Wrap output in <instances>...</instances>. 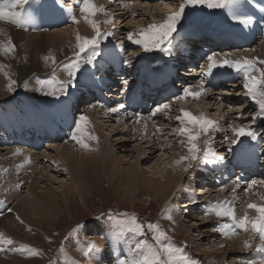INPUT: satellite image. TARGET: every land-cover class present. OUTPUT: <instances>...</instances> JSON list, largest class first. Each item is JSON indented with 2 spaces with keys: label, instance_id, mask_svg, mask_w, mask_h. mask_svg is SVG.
Masks as SVG:
<instances>
[{
  "label": "rangeland",
  "instance_id": "1",
  "mask_svg": "<svg viewBox=\"0 0 264 264\" xmlns=\"http://www.w3.org/2000/svg\"><path fill=\"white\" fill-rule=\"evenodd\" d=\"M55 1H58V2H55V5L58 4L59 7H61L63 10H65V14L72 13V15H73V12H74V14H76L78 16L81 14L79 11V4L77 3V0H55ZM35 2H38V0H32V3H35ZM70 2H74V4L71 5L72 6V12H71V10L66 8L69 6ZM180 2H181V0H144L143 2H141V4H143L146 7L147 13H149L151 15L148 16L147 18H145V20L142 21V24L144 25V27H146L149 23L153 22V20H157L155 22H158V23L163 22V20L167 17L168 14L175 12L178 9ZM94 3L97 6H103L104 8H106V13H98L97 14L98 20H99V26L103 29V31H106L108 29L113 30V35L108 37V39L106 41H102L101 46H100L101 51L104 50L103 46L106 45L107 43L108 44L110 43L109 44L110 46L114 45L116 47L117 52L119 54L121 53L120 55H121V57H123V59L120 61V63L125 66V70L127 72L126 76L128 77V78H126V81L129 80L128 82H130V83L135 82L136 76H133V74H136L137 76H139V75L141 76L139 71L142 69V67L144 66L145 61L147 59H150L152 61V63L161 62L162 66H160V69H162L164 67V65L167 64L166 62H163V57H162L163 55L164 56H167V55H165V54L162 55V52L155 50L151 56H148L147 54H145V52H143L140 49V47L133 45L127 39V34L130 31L129 30L130 25L144 17L141 9H138L135 6L137 14L134 15L133 17H130V14L129 15L128 14H121V13L119 14V12H126L124 10L125 8L123 7L124 9L123 8L119 9V7L116 5L115 6L117 9L115 8V6L112 7L113 3H115V2H111V0H94ZM111 3H112V5H111ZM122 4L123 3L117 4V5H120V7H122L121 6ZM162 4H163L165 9L163 8V6L161 7ZM166 5H168V6H166ZM132 7H134V6L131 5L130 8H132ZM170 8H172L173 11L170 10ZM224 9L212 10V9H208L205 7V8H201L200 10H195L196 13H194L195 12L194 10L189 9L186 11L185 23L183 24L182 28L179 31H183L187 35H189V34L193 35V34H196L198 32L210 31L211 36L219 37L220 40L226 39V41H228L230 39V35L226 33L227 31L231 34L236 33L238 35H245V34H248L246 31H250L252 33V35L254 33V35L257 34L258 37H256V36H252L253 38L251 37L255 44L253 43L252 46H249L248 48H246L244 50V52L242 51L243 55H245V57H248V58H262V56H260V55H262L261 51H260V47L264 46V42H263L264 41L263 40L264 39V31H259V29L253 24L249 27H244L243 25H238V24L234 23L230 18H224V16H223V10ZM168 10L170 12H167ZM55 12L60 14L61 16H62V14H64V13H60L57 11H55ZM50 13L51 12H50L48 6H46V16L48 17L50 15ZM113 16H114V19H113V22L111 24L104 23L106 20L109 19V17H113ZM80 17H81V15H80ZM82 18H83V16H82ZM60 19H61V17H60ZM116 19H120L119 23L117 22V24L115 23ZM66 21H69V20H66V19H65V21L62 20L61 24L58 26L48 27V28L47 27L45 28V26H44V28L41 29V27L38 25L39 21L37 20L36 23L29 25V28L26 30H22V28H21L19 31H14V32H20V33L24 34V38H25L24 41L26 40L27 37H29L28 41H26L24 43H20V44H17L15 42V40L13 41V39L11 38L12 41L16 45L15 52H18V54H19L20 50H23L24 53H25L24 50H26V51H30V50L41 51V50H43L45 48L46 44H49V43L47 42V39L45 40L42 37V36L46 37L47 35H41V33L42 34L53 33L56 35L57 34H63L66 32L68 25H69V27H72L75 25L71 22H67L64 25L63 23ZM231 21H232V23H231ZM66 24H68V25H66ZM137 27L138 28L136 30L142 28V26H137ZM8 28L9 29H15V26L8 22ZM223 30H225V31H223ZM74 34H76V32ZM185 34H184V37L186 36ZM227 36H229V37H227ZM30 38H32V39L30 40ZM36 38L39 39V41L41 40L40 41L41 44L39 47L37 46V43H36L37 39ZM262 42H263V45L259 44ZM121 43H123V47L121 49L120 48L118 49L117 46L118 45L120 46ZM183 43H184V41L182 40L180 44L183 45ZM25 44H27L28 46ZM51 44H49V46H51ZM254 45H256V46H254ZM21 47H22V49L19 50V48H21ZM182 47H184V45ZM186 47H188V46H186ZM186 47H184V49H186ZM235 48L236 47L233 46L232 49H230L231 51L228 49L227 50H224V49L217 50L216 49L213 51L217 55H220V58H223L226 54H231L232 52H234L236 50ZM240 49L242 50V48H240ZM137 50H139V53H137L138 52ZM248 51H250V52H248ZM134 52H135L136 56L138 55L137 57H135V55H133ZM210 52H212V51H210ZM226 52H229V53H226ZM24 53H21V59L23 61L21 59L20 60L23 62L22 65L17 66V68L20 70H23L27 66V60H26L27 54L26 53L24 54ZM224 53H226V54H224ZM30 54H33L32 57L35 58V52H32ZM131 54H132V56H131ZM232 56H234V55H232ZM232 56H229V58ZM66 59L67 60L64 59V62H63L64 64H67L70 61H72V57H69V59L68 58H66ZM98 59L99 60L97 62H104V59L102 56L99 57ZM127 59H131L130 65H126L124 63V61ZM200 59H202V58H200ZM24 60H26V61H24ZM199 61L200 60H197V62H196V68L194 70L193 75L194 74L201 75L200 72L203 70L202 69L203 65H199ZM17 62H19V59H17ZM83 65L84 64L81 65V68H83ZM174 65H175V63H174ZM35 66H37V62H35ZM41 66H42V69L36 71V72H39L38 75L37 74L34 75L32 73V75H34V76L31 75L32 77L30 76V78L27 80H25L22 75L17 76L16 74H14V72L9 71L7 76H6V77H8V79H7L8 82H6L5 86H4L7 89V91H3V89H2L0 91V93L1 92L6 93V95L8 96L7 99H12V98L13 99H20L21 101L23 100L26 103V101H25L26 97L25 96L28 92L27 97H28V100L29 99L30 100L27 101L26 106L30 107V106H33L32 103H34V102L38 103V101L40 102V101H46L47 100L48 102H50L49 106L51 105V107L57 108V105L60 102L63 104L62 108L64 106L66 107L67 113H69V111H71L70 107L73 105L72 108H74L75 103H77L79 100L84 101V97H82L81 94L78 93V95H77L76 91H78L80 89L79 86H77V87L75 86V88L70 89V96L69 97H62L60 101H57L53 97H50V96L44 97L39 92L36 93V91L35 92L28 91V89H30L33 86L32 84H34L37 88H39L38 82L40 80H48V78L52 79L54 77L53 73H50V74L40 73L43 71V68H44V70H46L45 66H43L42 64H41ZM66 66L67 65L62 66L63 71L66 70ZM92 69H94L93 66H89L88 68L87 67L83 68V71H82L81 75L79 76L78 81L80 79H86L87 74L89 72H91ZM225 69H226V71H225ZM203 71H205V69ZM223 71H224V73H223ZM122 72H123V70H122ZM214 72L219 73V76L221 78L219 77V79L216 83L217 85H214V86L210 85V102H206L209 99H207L208 97L205 95H200L199 96L200 100L197 102L190 101L191 98H189L188 100H186V99L185 100L193 103V105L190 107L192 112L194 111V113L204 115L208 119L210 117V120L218 122V126H217L218 133L210 134V138H209L208 133L211 132L212 129H208V131L206 133H203L202 136L197 141L200 149H204L209 145L212 146V144H213L214 146H212V147L215 149V151L223 154L225 157V160L222 163H218L216 165L212 164V166L214 168L213 170L215 171V173L217 172V176L219 174H221L223 171L227 174L226 175L224 173L222 175V177H220V178H225L224 179L225 181L223 180L222 182H220L221 187H218L216 190H214L213 199L219 200V199L224 198L225 195H226V198H232L234 196L237 199L236 202L233 204L236 216L243 217V214L245 215V213H247V215H248L249 214L248 212H250L252 214V215L249 214L250 217H254L257 215V213L254 210H251V209L249 210L247 208V204H248V201L250 198L248 193H247L248 191L246 192L247 195H242L241 193H237V196H235L236 195L235 192H231V191L226 190L227 187L230 188L229 183L236 184L235 180H237L234 178V176H236L235 173L233 172V174H231L232 173V169H231L232 165H233V167H236L237 165H239L240 159L243 158L241 156L238 158V155H239L238 144L233 146L230 143V141L234 135L231 131V128L244 126L246 128H251L257 134H258V132L259 133L262 132L258 135V139H257L258 142L252 141L248 138L249 142L245 146L242 145L241 150H242V152H244V154L249 155V156H247L246 159L250 160L251 163H254V165H256L255 169L260 168V167H264V163H262L263 157H259L260 156L259 153L264 150V147H263L264 146V118L258 117L255 120H253V116H255L256 113L258 112V107L252 102L250 97L245 95V89L242 87V84H243L242 75L239 76V74H237L234 70L226 68V67L224 69L217 68V69L213 70V73ZM106 73H107L106 75L109 77L110 71H107ZM39 74H42V75H39ZM0 76H1V74H0ZM43 76H44V78H43ZM95 76H97V74H95ZM89 77H90V73L88 74V79H89ZM122 77L123 76L120 75V78H122ZM210 77H211V75H210ZM222 77H225V78H222ZM114 78H116V77H114ZM120 78H118V79H120ZM198 78H200V77H196V79H198ZM207 78H208V76H206L204 78L205 79L204 81L202 80V78L198 79L195 84L193 83L194 84L193 87L194 86L197 87L201 81L206 83ZM196 79H194V80H196ZM11 80H15L16 84L13 85L12 90L9 91V83ZM78 81H77L76 85H81L80 83H78ZM113 81H115V80H110L109 82H106V83H108V85H110V84L119 85V84H117L118 82L115 83ZM25 82L28 85L27 88L24 87ZM83 83H85V80ZM220 84H221V86H220ZM81 86L83 87V85H81ZM211 86H213V87H211ZM21 87H23V88H21ZM84 88L85 87H83L82 89H84ZM204 88H206L205 84H204ZM120 89L123 90V86L120 87ZM40 95H41V97H40ZM38 96H39V98H38ZM203 96H205V97H203ZM34 98L37 100H35ZM77 98H78V100H76ZM94 98L95 97L93 96L91 98V100L88 101L89 105L82 107V110L86 111V112H84V114L86 113V115H87V113L90 110L92 111L91 113L94 114V115H91V114L88 115V118L90 121V123H89L90 126L88 125V130L93 129L92 124H91V117L95 116V114L97 115V113L101 110L98 108L95 109V107L89 108V106L93 105ZM237 98H240L237 103L234 102L233 104H230V102L228 101L229 99L230 100H233V99L237 100ZM52 100H55V101L51 102ZM15 101L16 100H13L14 103L19 105L18 102H20V101H16V102ZM23 101L20 102V104L23 103ZM202 101H204V102H202ZM90 102H92V103H90ZM199 102H202V103H199ZM5 103L6 102H2V103L0 102V106L5 105ZM174 104L178 105L180 108L176 107L174 109H171L169 111V113H170L169 115L176 117V116L180 115V111H178V110H181V109L185 110V108H183L181 106H184L186 103H184L182 100H180L179 102H177V101L174 102ZM194 105L195 106H198V105L203 106L204 110L208 112L206 114H209V117L206 116L205 112L203 111V108L195 107ZM36 107L40 108L39 106H36ZM211 107H212V110H211ZM177 108H178V110H177ZM234 109H236V110H234ZM188 111L190 113H192L189 109H188ZM103 113H105V112H103ZM101 115L105 116V114H102V113H101ZM69 116L72 118L73 113L72 114L70 113ZM172 116L166 117L167 121L165 120V118L163 116L159 117V119L162 121L163 124L154 128L156 133L150 139L151 142L153 141L154 138H156L155 142H158V143L161 142L164 144L163 140L167 139L166 141H168L169 138L171 137V135H168V133H165V132L170 133V132L174 131V129L181 127V126H179V124L176 125L177 121H176V119L172 120ZM221 116L226 117V120L223 119V121H222L220 119ZM124 117L125 116H121L119 118L123 119ZM73 118L75 119V117H73ZM76 118H77V116H76ZM32 119H33V117H32ZM74 119H71V120H74ZM34 121H35V119H33V122ZM96 122L97 123L100 122V125H97L95 127L97 132H101V129H102V134H103V132L108 134V132L111 133V131H112L111 136H109V134H108V136H109V138L107 139V145L108 146H106V147H109L110 151L112 153L114 152L113 155L116 154V156L119 157V159H120L119 160L120 170L121 171H127V170H132V169L136 168V170H138L137 175H138L139 179H143L146 177L144 175L145 171L147 170V167L151 166V164L154 167H156V169H158V171L160 172L159 174L162 175L161 177H163L164 175H167L170 172L169 171L170 168L172 167V164L169 165L170 161L172 162V160L175 158L176 155H178V153L181 150V147L177 148L180 145L179 141L181 139L179 140L178 137H176L177 136V133H176V135L173 134V136L171 137L172 141L168 142V144H167L168 147L166 146L167 148H169V150L167 151L166 148L161 150V148H160V151L156 153V158H154L155 157L154 155H152V154L150 155V153L152 152L151 150L142 149V148L148 147V145H146L144 143H146V141L149 139V137L146 138L147 140H143V141L138 140V139H142V136L138 137V139H137V137H135V139H134V133L126 132V131H128L126 127H122L121 125H120V127H118L119 124L117 122L116 123L110 122L107 124L106 120L100 119L99 116H97ZM32 123L29 127L30 129H33L32 125L34 127H38L35 123H34L35 125ZM54 125L56 126L55 123H54ZM113 126L116 127L117 131L115 130V128H113ZM112 128H113V130H111ZM157 128H159L158 131H157ZM225 128H226V130H225ZM40 129L44 132V130L47 128L45 126H43V127H40ZM63 129L64 128L62 127V131H63ZM177 130L179 131V129H177ZM14 132L15 133L13 135H10V138L14 139L15 141L14 140H12V141L9 140L8 142L5 141L6 144H5V142H0V145L2 144V145L10 146V148L15 147V149L20 151V155H22V153L29 154L30 150L35 152L34 142L30 143L31 138L29 135H27V134L21 135V140H19L17 142L16 131H14ZM92 132L94 133L95 131H92ZM220 133L224 134V137L228 138V142H225V138H222V137L217 138V136ZM129 134H130V136H128ZM93 135L96 136V133ZM168 136H170V137L168 138ZM174 136L176 139H174ZM42 137L44 138V137H46V135L44 134ZM132 138H133V141H132ZM159 138H160V140H157ZM213 138H215L214 140H215L216 144L213 143ZM56 139H58V138L53 139V141L51 139L41 140L44 143L39 141L37 143V146L40 145V147L42 148V147H45V144H47V141L49 140L48 143L50 145H48V149H50V151H52V152H50L48 150V152H50V155H48V157H47L46 156L47 153L46 154L42 153L47 148H45V149L42 148L41 151L38 152L35 157H33L34 159L31 160V162L34 161L33 163H35V165H36L35 167H37V169L38 168H40L41 170L43 169L42 171L39 169L36 170V171H39V173H37L35 171L36 172L35 174L37 175L38 183H39V184L37 183L38 186L36 185L39 188L38 191L42 192L45 189V190H47V193H46L47 195H48V193H53L56 195L55 200L60 205V207L58 208L60 210V215L58 216V218H56L53 221L44 222L43 225L39 224L38 221H35L34 223H28L27 221H25L24 224L22 223L21 226L16 229V230H20L21 232L16 231L15 228H13V229L12 228H5V229L0 228L1 232L2 233L4 232L3 233L4 235L6 234L5 235L6 237L11 238L12 240L14 239L13 241L15 242L12 246H7V245L0 246V248H4V250L0 251V264H5V263L6 264H89L91 261L90 255L94 250H92L90 254L86 255V253L88 252V243L94 242L95 248H97V246H98L97 242L99 241V237H98L99 235L97 236L95 229L97 227H100V226L101 227L102 226H104V227L109 226L112 229H116L117 231H119V226L115 225L114 223H110L107 220H94V218L101 216L102 214L109 213V212H111L113 214H117L116 218L119 220L126 219V217L119 215V214L127 213L129 215V217L134 215L137 218V222L144 226V235L143 236H139L135 233H129L126 231L123 232V234H121V235H123V237H127V235H129V234L131 235V236H129L128 239H130V242H131L129 244V246H132V247H134L135 243L138 242V240H140V239H146L149 242H153L152 236H153L154 232H153V230H151L147 227L148 223L151 222L153 224L159 225L160 228L163 229L167 233L168 237H170V240L165 241L166 243L169 242L168 244H170V245H171L170 242H172V241L177 243L179 246L178 247L179 252H183V251L190 252L191 258L193 257V259L195 261L198 260L200 262L199 264H210V262H214V264H236V262L239 263L241 261H244V264H249L248 262L250 261V259L254 260L252 258V256L249 257V259H248V258L242 257V256L233 258L232 256L217 255L218 256V258H217L212 254L214 257L206 258V256L203 254L206 252L209 253V252L214 251V250L216 251L217 249L220 248V246H218V242H220L219 239L222 237L220 236L221 234L219 235V228L221 227V224L223 223V222H221V224L218 223V224H212L211 225L210 224L211 219L212 218L215 219V217L213 216L214 214L205 215L206 211L203 210L205 208H203L204 206H202V205H197L195 207H183L187 203V202H185L187 200L201 199V197L196 196V193L194 191H196V189L198 190L199 188H202L205 185L210 184L211 182L214 181L212 178H211L212 180L210 178H208L209 179L208 181H206V179H204L202 183H199L200 179L202 180V176L204 175L203 172L205 170H207V168H208V166H207V168L205 169V167L203 166V163H204L203 159L202 160L200 159L199 162L193 164V166L188 171L184 172V175L182 177H181V175H180V177H179V175H177V179L179 181V186L177 187V189H175L174 194L172 195V197L169 200L170 206L173 204L171 207L174 209L171 213L173 216V220L169 221L168 219L165 218L167 215L166 210L169 207L164 206L162 204V202H158L159 199L153 198V192L152 191L144 190L141 186L142 181H139L140 183L139 182L137 183L138 184L137 190H134L132 185H131V182H127V180H124L120 186L119 184H117L118 183V181H117L118 175L115 176V178H113L111 180V179H109L108 174H106L105 172H102L100 174L101 177L97 180V184H98L97 187L96 188L92 187L90 189H87L85 192L86 194L83 193V195L80 196L79 193L71 187L73 185V183L70 180V176H65V173L63 171H56V169H57V167L55 166L56 162L50 161V157L52 159L55 158L57 155H59V151L64 152L63 151V149H64L63 145L65 143V140L57 141ZM88 142L90 144V142L95 143L96 141L89 140ZM102 142L104 144L105 141H102ZM42 143H43V145H42ZM71 144H72L73 150H74V148H75V150L79 149L78 148L79 146H77L74 141ZM175 144H176V148L174 149ZM68 145H69V141H66V146H68ZM104 145H106V144H104ZM229 147L232 149L231 152L228 151ZM5 148H7V147H5ZM5 148H3V149H5ZM61 148H63V149H61ZM109 148H107V149H109ZM134 148L139 149L140 152L142 153V159H143V156H145V159H143L141 161L140 160L141 158H137L136 157L137 154L135 153ZM153 148H157V147L155 146ZM28 149H29V151H27ZM233 149H235V150H233ZM260 149H261V151H260ZM182 151H183V153L187 152L185 146L182 148ZM65 152H67V151H65ZM1 153H2L1 155L7 154V152H1ZM228 153H230V154H228ZM162 154H166V155H162ZM43 155L46 156L45 163H41L42 160L40 161L39 159H37V158L42 159ZM250 156L251 157L253 156V158H251ZM1 157H3V156H0V158ZM160 157H162V158H160ZM166 159H168V160H166ZM149 161H151V162H149ZM42 162H44V161H42ZM237 162H238V164H236ZM159 163H160V165L162 164L160 168H158ZM222 164H224L225 166L224 165L221 166ZM117 165H119V164H116V167H117ZM164 165L166 168H164ZM200 167H202V168H200ZM222 167L225 169H222ZM118 170H119V168H118ZM161 170H162V173H161ZM2 171H4V170H2ZM163 173H164V175H163ZM201 173H202V175H201ZM17 175L19 176V179L24 177L22 172L20 173V175L18 172ZM250 178H251V176H249V175L246 177L243 176L241 178V181H242L241 187L242 188L247 186V184L245 182L250 181L251 180ZM210 180H211V182H210ZM257 181L258 182L263 181V179H259ZM262 184H264V183H262ZM64 185H65V187H64ZM28 186L27 185L21 186L20 191L22 190L21 192L22 193L24 192V194H26L28 192V189H27ZM61 186H63V188H66V186L70 187L71 189L74 190V192H71L70 195L69 194L63 195L62 191L64 189ZM219 189L223 193L218 191ZM190 195H192V196H190ZM243 196H245V197H243ZM189 198H191V199H189ZM238 198H239V200H238ZM207 199L209 200L208 197L204 200H207ZM253 203L264 204V200L258 198V200L254 201ZM180 205H181V207H180ZM13 208H14V205H13L12 201L8 200L4 196H2V194H0V219L1 218L2 219L11 218V216L8 215V213L10 212L9 209L12 210ZM51 210L55 211V207L53 206L51 208ZM176 212H177V214H176ZM199 215H201L202 217ZM199 217H201V220ZM214 219H212V221ZM202 220H204L203 221L204 225H203V222H200ZM89 221H94V222L88 231L80 230L79 232L73 233V229L77 228L78 225L87 224ZM196 223H197V225H196ZM210 230H213L215 232L217 231V237L215 235L214 238L217 239L218 242H216V240H212L213 238L210 239V232H209ZM248 232H249V234L252 233L250 230ZM70 234H71V238H69ZM134 236H135V238H134ZM252 237H253V235H252ZM223 239L226 243H228L229 241L234 239V237L233 238L232 237L226 238L227 240H225V238H222V240ZM228 239H231V240L228 241ZM191 241H192V243H191ZM251 241L252 240L250 239V242ZM253 241H255V240H253ZM20 245H29L34 249H38L39 254L38 255H30L26 252L20 251L19 250ZM225 246H227V244L224 245V247ZM224 247H221L220 249H223L224 251H227L229 249V245L227 246L228 248H226V249H224ZM254 247L255 246L253 245V248ZM253 248H251V250H253ZM11 249H16V250H11ZM62 249H63V251H62ZM216 252L222 253L223 251L217 250ZM121 255L126 256L127 250L126 251L123 250ZM222 257H223V259H221ZM215 258L220 259V263L215 262L214 261V260H216ZM19 260H20V262H19ZM111 261H113V264L115 263L114 262L115 259L108 260V262H111Z\"/></svg>",
  "mask_w": 264,
  "mask_h": 264
},
{
  "label": "bare ground",
  "instance_id": "2",
  "mask_svg": "<svg viewBox=\"0 0 264 264\" xmlns=\"http://www.w3.org/2000/svg\"><path fill=\"white\" fill-rule=\"evenodd\" d=\"M111 1H113V0H111ZM117 1H118V3H123L121 6L124 7L125 9L124 8L123 9L126 11V12H119V14L120 13L121 14H128V15L130 14V17H133L134 15L137 14L135 7L130 8V5L129 4L126 5V4L127 3H131L133 5V4L138 3V1L135 2V0H115L113 2L117 3ZM55 2H58V1H55ZM241 2L245 5L244 10L248 14H251L254 17V23H253V25H255L259 29V31H264V11H261V9H264V0H241ZM111 5H112V3H111ZM115 5H117V4H115ZM115 5L113 4L112 7L115 6ZM162 6H163V4L161 5V7ZM166 6H168V5H166ZM29 7H36L39 10L40 19L38 21H39L40 25H42L43 24V21H42V11H41V7L38 5V2H35V3H32L31 5H28L26 8H29ZM118 7H119V9H121L120 6H118ZM136 7L138 9H141L142 10V13H143L144 17L141 18V19H139L138 21L132 23L130 25V29H129L130 31H135L138 28L137 26H142V28H143L144 25L142 24V21H144L145 18H147L148 16L151 15V14L147 13L146 7L143 4H141V2ZM115 8H116V6H115ZM163 8H164V6H163ZM54 10L57 11V12H60V13H64V14H62V16L60 14L56 13V14H58V17H57L55 23H58L62 19H63V21H65V18H66V20H69L72 23L71 17L73 15H75L77 17V19L79 20V23L78 24L77 23H73L75 25L72 26V27H69V25L66 24V25H68V28H67L66 32L63 33V34H57L56 35V34H53V33H47V34L46 33L45 34H42L41 33V35H47L46 37H44V36H42V37L45 40L47 39V42L49 44H51V43L52 44H51V46H49V44H46L45 48L43 50H41V51H33V50H30V49H29L30 51L24 50L25 53L27 54V59H26L27 60V66L23 70H20V69L17 68V66H20L23 63L22 62L23 60L21 59V53H24V52H23V50H20V49H22V47L19 48V50H20L19 51L20 52L19 54H18V52H15V51H14L15 53L13 52V53H11V54H9L7 56H5L2 53H0V74H1V76H0V91L2 89H3V91H7V89L4 86H5V83L8 82L7 81L8 77H6L7 76L6 74H8L9 71L14 72V74H16L17 76L18 75H22L23 78L25 80H27V79L30 78V76L32 75V73L34 75H36V74L38 75L39 72H36V71L42 69L41 64L43 66H45L46 70H44V68H43V71L40 72V73H48V74L53 73L54 74V77L52 79H49L48 78V80H57V79H59V80H65V79H67L66 73H67V70L70 68V62L71 61L69 63H67V64H64L63 62H64V59L67 60L66 58L69 59V57H73V50H74V47H75V44H76L75 37H76L77 32L80 35L85 36V37H92L94 35V32H93L92 27L84 21V19L82 18V15L81 14H80L81 17H80V15L78 16V15L74 14V12H73V15L72 14H65V10H63L61 7H59L58 4H56V7H55ZM170 10H172V8H170ZM167 12H170V11L168 10ZM223 16H224V18H229L230 13H229L228 8H225L223 10ZM60 17H61V19H60ZM94 19L99 24V20H98L97 14L94 17ZM119 20L120 19H116L115 20L116 21L115 23L116 24H117V22L119 23ZM155 21H157V20H155ZM231 23H232V21H231ZM64 25H65V23H64ZM40 27L41 28H44V26L43 27L40 26ZM46 27L48 28V26H45V28ZM20 29L21 28H18L17 26H15V29H9L8 28V22H6V21H0V41H5L6 42L9 38H12L13 41L15 40V42L17 44L24 43V42L28 41L29 37H27L26 40L24 41V39H25L24 38V34H22L20 32H14V31H19ZM101 31H103L102 28H101ZM223 31H225V30H223ZM75 32H76V34H74ZM246 32L248 34H245V35L235 34V36H231V33H229L227 31L226 33L229 34L230 37L232 38V39H229L230 42L220 41L217 38L216 40H214V42H211L210 43V48L212 50V52L210 54L215 53L213 50H216V49L217 50H222V49H224V50H227V49L230 50L231 47L233 46V44H237L238 48H235L236 50L234 52H232L235 55L232 56L233 54H230L229 56H232V57H230V59H239V58L245 57V55H243V52H242L243 48L246 49L247 47L253 45V43H252L253 42V39H252L253 37L252 36L258 37L257 34L254 35V33H253V35H252V33L250 31H246ZM227 37H229V36H227ZM31 39L32 38H30V40ZM233 40L235 41V43H231V41H233ZM40 41H39V39H37V41H36L38 47L41 44ZM263 42L262 43H259V44H262L263 45ZM25 45H27V44H25ZM183 45H184V47H186V46H193L191 43L188 44V45H185L183 43ZM204 45H206V44H204L202 42L201 43V46L198 49H200ZM254 46H256V45H254ZM240 48H242V50ZM238 49H240L241 51H239ZM137 51H138L137 53H139V50H137ZM260 51H261V54H262L260 56H262V58H264V46H261L260 47ZM32 52H35V58L32 57L33 54H30ZM248 52H250V51H248ZM147 53H151V52H147ZM102 54L104 55V50L102 51ZM203 54H205V53H203ZM45 56L55 57V63H53L51 59H49L48 61H45L44 60V57ZM218 56L220 57V55H218ZM200 58H202V59H200ZM17 59H19V62H17ZM26 60H24V61H26ZM164 60L165 61L168 60V57L167 56H164ZM197 60H200L199 61V65H203L202 69L203 70L205 69V71L202 70L200 72L201 75L195 76L193 79H192V77L194 76L193 75L194 71H192V73H189L187 77L185 76L184 78H182V81H181V78H179L178 79L179 82L176 83V85L178 84L177 85V89H178V86H179L180 89L184 88L187 85L188 81H194V79H196V77L202 78L203 81L205 80L204 78L206 77L205 73L207 72V63L208 62L205 59V57H202V56H198V58L196 59V62H197ZM35 62H37V66H35ZM178 62H179V60H178ZM178 62H175V65H177ZM64 65H67L65 71L62 70V66H64ZM95 65L96 66H94V67H97L98 66V62H96ZM105 65H107V64L104 63L101 67H103ZM89 66L90 65L84 64L83 65V68H85V67L88 68ZM83 68H81V73L83 71ZM221 69H224V68H221ZM225 71H226V69H225ZM173 73L174 72L170 71V74H173ZM223 73H224V71H223ZM34 75H32V76H34ZM39 75H42V74H39ZM79 76H78V78H79ZM117 76L118 75H115L114 77H117ZM181 76H184V75L182 74ZM239 76H240V74H239ZM144 77H145V79L148 80L149 78H151L153 76L145 74ZM155 77L158 78V79H160L159 76H155ZM219 77H220L219 76V73H215V72L212 73V75L210 77V85H213L214 86V84H216V82L218 81ZM43 78H44V76H43ZM163 78L164 79H168V81L171 80L170 79L171 76H167L166 75ZM222 78H225V77H222ZM84 80H85V83H83ZM96 80H98L100 83H106V82H109L110 81V80L108 81L106 79H103L102 75L100 76V78H97V76H95V74H92V73H90L89 79L87 77L86 79H80L78 81V83H80L81 85H83V87H85V88L82 89L83 87L81 85H76V87L77 86L80 87V89L78 91H76V92H77V95L79 93V94H81L82 97H84V101L83 100H79L78 101L77 106H79L80 111L79 112L74 111L73 112V117L76 118V116L78 117L80 113L86 112V111H83L82 110V107L83 106H86V105H89V102L88 101H90L93 96L94 97H101L102 95H104L105 100H106L105 103H103L101 106L97 107L95 105L96 102H97L95 100H97V98H94V100H93V103L94 104L93 105H95V109L96 108H106V109H109L111 107H117L119 104H124L126 106L125 109H121V110H119V111H117L115 113L110 112L109 110L106 111V110H103L102 109V110H100L97 113V115L95 114V116H92L91 117V124H92L93 129H90L88 131H90L91 133H93L92 131H95L93 134L96 133V136L98 137V142L97 141L95 143L90 142L89 145H90V149L91 150H89V149H82L80 147H78L79 149H76L75 150V148H74V150H73L72 144H71V143H73V141L72 142H69V145L68 146H66V141H65V143L63 145L64 146V149L61 148V149H63L64 152H60L59 151V155H57L53 159L50 157V161H55L56 162V164H55V166L57 167L56 171H63L65 173V176H70V180L73 183V185L71 187L74 190H76L79 193L80 196H82L83 193H85L87 189H90L92 187L96 188L97 185H98L97 184V180L101 177L100 174L102 172H105L106 174L109 175V179H111V180L113 178H115V176L118 175V180H117L118 183L117 184H119L120 186H121V184L123 183L124 180H127V182H131V185H132V187H133L134 190H137V186H138L137 183L139 181H142L141 182L142 183L141 186H142V188L144 190L152 191L153 192V198L159 199L158 202H162V204L164 206L170 207L169 200L172 197V195L174 194L175 189H177V187L179 186V181L177 179V175H179V177L181 175V177H182L184 175V172H186V171L183 170L184 167L186 166L185 164L177 165L175 163L181 156H184V155L187 154V152H184L183 153V151H182V148L184 146L179 143L180 145L177 148L181 147V150L178 153V155L175 156V158L172 160V162L170 161V164L169 165L172 164V167L170 166L171 167L170 170H169L170 172L167 175H164V173H163L164 176L161 177L162 175L159 174L160 172L158 171V169H156V167H154L151 164V166L147 167V170L145 171V174L144 175L146 177L143 178V179H139V177L137 175L138 174L137 173L138 170H136V168L135 169H132V170L121 171L120 170V162H119L120 159H119V157L116 156V154L113 155L114 152L112 153L110 151V148L109 147H106V146H108L107 145V139L109 138V136H111L112 131H111V133L108 132V134H109V136H108V134H106L104 132L102 134V129H101V132H97L95 127L97 125H100V122L99 123L96 122L97 116H99L100 119H103V120L105 119L106 122H107V124L110 123V122H113V123H116L117 122L119 124V125L117 124L118 127H120V125L122 127H126L127 130H128L126 132L134 133V139H135V137H137V139H138V137L142 136V139H138V140H142L143 141V140H147L146 138L149 137V139L146 141V143H144V144L148 145V147L147 148H142V149L151 150L152 152L150 153V155L152 154V155L155 156V157L154 156L153 157L156 158V153L160 151V148H161V150L162 149H165V148H166L167 151L169 150V148H167L168 147L167 144H168V142L172 141L171 137L173 136V134L176 135V133H178V130L177 129H179V128L174 129V131H172L170 133L169 132H165V133H168V135H171V137L168 136V138L170 137L168 141H166L167 139H164L163 140L164 144L161 143V142L160 143L155 142L156 141V138H154L153 141L151 142L150 139L156 133V131L154 130V128L157 127V126H159V125H161V124H163L162 121L159 119L160 116H163L165 118V120H166V117H171L172 115H169L170 114L169 112H167V113L161 112V113H157L156 116L151 117L149 119L148 118L149 115H146L144 113V115H142L144 117V119H140L139 122H137V116L135 115L136 112L133 111V110H128L127 105H126L127 104L126 99L124 100V102H122V98L121 97L124 94V89L122 90V89H120V87H122L123 84H121V82L119 80H116L115 79V81H113V82H115V83L118 82L117 84H119V85H112V84L108 85V83H107L106 85H108L109 90H107L106 92H104L103 88L100 87V88H98L99 90H98L97 95H95V91L93 89H94V86L97 85ZM204 83L205 82H203V84ZM32 85H31L32 87L30 89H28V91H30V92L31 91L32 92H35L36 91V93L39 92L42 96H44V97L46 96V95H44V93H42V91H38L37 90L38 88L34 84H32ZM91 86H93V87H91ZM213 86H211V87H213ZM220 86H221V84H220ZM21 88H23V87H21ZM111 88H116V89L112 91ZM177 89L168 90L167 88H165L163 90L157 91L156 93H158V94H163V93L166 94L167 93L168 95L172 96V95H175ZM192 90L193 91H201L203 93L202 95H205L206 96V93H204V90L203 89H200L198 86L197 87L194 86ZM100 92H102V94H100ZM27 94H28V92H27ZM27 94L25 96L26 97V100H25L26 103H27V101L30 100V99L28 100ZM41 95H40V97H41ZM205 96H203V97H205ZM46 97H48V96H46ZM7 98H8V96L6 95V93H2V92L0 93V102L1 103L2 102H6L5 105L0 106V142H5V141L8 142L9 140L10 141L14 140V139H11L10 138V135H13L15 133L14 131H16L17 139L16 138L15 139L17 140V142L19 140H21V135H26L27 134L31 138L30 143H33L34 142V148H35V152L34 151H31V150L29 151V149H28L27 151L30 152L29 154L22 153V155H20V151H18L17 149H15V147L10 148V146H6V145H2V144L0 145V156H3V157L0 158V194H2V196H4L5 198H7L8 200L12 201V203L14 205V208L8 213V215H10L11 218H9V219H2L1 218L0 219V228H2V229L3 228L4 229L5 228H12V229L15 228V230H16L18 227L21 226V224H22L21 221H23V224H24L25 221H27L28 223H34L35 221H38L39 224L43 225L44 222L53 221L56 218H58V216L60 215V210L58 209L60 207V205L55 200L56 199V197H55L56 195L53 194V193H48V195H47L46 194L47 193V190H45L44 188H43L44 190L42 192L41 191L40 192L38 191V189H39L37 187L38 186L37 185L38 178H37V175L35 173L36 172L39 173V171H36V170H38V169L41 170V169L40 168L37 169V167H35L36 166L35 163H33L34 161L31 162V160L34 159L33 157H35L36 154L38 152H40L42 148H44V149L47 148L42 153H45V154L47 153L46 156L48 157V155H50V152H52V151H50V149H48V145H50L48 143L49 140L47 141V144H45V147H42V148L40 147V145L37 146V143L39 141L43 140V139H45V140L46 139H51L53 141V139L57 138L60 133L56 134L55 131H61L62 132V127L64 128V125L62 123V119L66 123L72 122V125L74 123V120H71L72 118L69 116V114L65 110L66 107L64 106L62 108V105L63 104L60 103V102L58 103L57 108L55 107V111H51L50 112V109L49 108L51 107V105L50 106L48 105V103H50V102H48L47 100L46 101H40V102L38 101V103H35L34 102V103H32L33 106L31 108V107L26 106V103L23 100H22L23 103L20 104V102H22L20 99H13V98L12 99H7ZM38 98H39V96H38ZM239 99L240 98H237V100L236 99H233V100H230L229 99L228 101L230 102V104H233L234 102L237 103L239 101ZM13 100L20 101V102H18L19 105L16 104V103H14ZM35 100H37V99H35ZM77 100H78V98H77ZM53 101H55V100H52L51 102H53ZM176 101L179 102L180 100H172V101L169 102L171 104V109H174L176 107L180 108L178 105L174 104V102H176ZM182 101L184 103H186V104L184 106H181V107L185 108L186 111H188V109L191 111L190 107L193 105V103L192 102H188L186 100H182ZM202 102H204V101H202ZM202 102H199V103H202ZM206 102H208V101H206ZM90 103H92V102H90ZM136 104L137 105L139 104V100H138V102ZM36 106H39L40 108H37ZM90 107L91 106H89V108ZM195 107H201V108H203V111L205 112V114L208 113L207 111L204 110V107L201 106V105H198V106H195ZM178 108H177V110H178ZM153 109L154 108L148 109L147 112L148 113H151L153 111ZM211 110H212V107H211ZM234 110H236V109H234ZM178 111H180V110H178ZM91 112L92 111L90 110L87 113V116L90 115V114L91 115H94ZM103 112H105V113H103ZM101 113L102 114H105V116L101 115ZM126 113H132L133 115H128ZM192 114L193 115L195 114L196 116H200V114L194 113V111L192 112ZM121 116H125V117L123 119H120L119 117H121ZM206 116L209 117V114H206ZM32 117H33V119H35L34 122H33ZM209 119H210V117H209ZM220 119L223 121V119L226 120V117L221 116ZM172 120H175V117L172 116ZM31 123L32 124L35 123L38 127H34L32 125L33 129H30L29 127H30ZM54 123L56 124V126L54 125ZM178 124L179 123L176 122V125H178ZM43 126H45L47 128V129L44 130V132L40 129V127H43ZM114 126H113V128H115V130H116V127H114ZM179 126H181V125L179 124ZM217 126H218V122H217ZM217 126L215 128L214 127L213 128H210V129H212V131L210 132V134L218 133ZM52 127L54 128L55 131L52 130ZM113 128L111 130H113ZM225 130H226V128H225ZM48 133H49V135H48ZM44 134L46 135V137L43 138L42 136ZM128 136H130V134ZM201 136H202V134H201ZM176 137H178L179 140L180 139H186L185 137H180L179 135H177ZM218 137L225 138L224 137V134H222V133H220L217 136V138ZM215 138H213V143L214 144H216V142L214 140ZM174 139H176L175 136H174ZM63 140H65V139H63ZM157 140H160V138L157 139ZM88 141H87V143H89ZM102 141H105L106 143L104 142V144H106V145H104ZM132 141H133V138H132ZM241 141H242V143L239 144V146L240 145L245 146L249 142V139L247 137H242L241 138ZM256 141L258 142V140H256ZM41 142H43V141H41ZM43 143H42V145H43ZM5 144H6V142H5ZM176 144H175V147L173 146L174 149L176 148ZM155 146L158 149L157 148H153ZM212 146H214V145L212 144ZM233 146H235V145H233ZM5 147H7V148H5ZM3 148H5V149H3ZM107 148H109V149H107ZM134 149H135L134 150L135 153L137 154L136 155L137 158H141L140 159L141 161L143 159H145V156H143V159H142V153L140 152L139 149H136V148H134ZM48 150L50 152H48ZM233 150H235V149H233ZM65 151H67V152H65ZM260 151H261V149H260ZM263 151L261 153L263 155V162L262 163H264V152ZM1 152H7V154L6 155H1L2 154ZM228 154H230V153H228ZM162 155H166V154H162ZM46 156L43 155L42 156L43 157L42 159H40V158H37V159H39L40 161L41 160L44 161V162L41 161V163H45ZM239 157H240V155H238V158ZM160 158H162V157H160ZM166 160H168V159H166ZM149 162H151V161H149ZM116 164H119V165H117V167L119 168V170L116 167ZM236 164H238V162ZM243 164H246V165L243 166L244 171L242 173L238 172L237 169L235 167H233V165H232V168H231L232 169V173L231 174H233V172L235 173L236 176H234V178L235 179L239 178V185H240L239 188H236V191H235V194L236 195L235 196H237V193H241L242 195H247L246 194V191L244 190L245 188L244 187L243 188L241 187V183H242L241 178L243 176L246 177V175H248L249 172H250V170H249V168H248L247 165H249L250 168H253L254 163H251V161H250L249 164H247L245 162L244 158H242V159H240V162H239L238 167L241 168V165H243ZM161 165L159 163L158 164V168H160ZM223 165L224 164H222L221 166H223ZM203 166L205 167V169L207 168V166H208V168L204 172L200 169L203 172L204 175L202 176V180L200 179V182L199 183H202L204 179H206V181H208L209 180L208 178H210V179L212 178L214 181L211 182V180H212L211 179L210 180L211 183L209 182L210 184H207L204 187L199 188L197 190V192H199V194L197 193L196 196L197 197H201V199H194V200L193 199L192 200H187L186 199L187 201H185V202H187V203L183 207H195L197 205H202V206H204L203 208H205L203 210L207 211L208 208L211 205H214L216 202L233 201V200L236 202L237 199L234 196L232 198H226V195H225V197L222 198V199H219V200L218 199L217 200L216 199H213V197H214L213 196L214 195V190H216L218 187H221V183L220 182H222L225 179V178H220V177H222V175L225 172L224 171L222 173L220 172L221 174H219L218 175L219 177H218L217 176V172L215 173V171L213 170L214 168H213L212 164H206L204 162L203 163ZM164 168H166L165 165H164ZM200 168H202V167H200ZM222 169H225V168L222 167ZM2 170H4V171H2ZM18 172H19V175L22 172V174L24 175V177L19 179V176L17 175ZM161 173H162V170H161ZM201 175H202V173H201ZM252 176L255 177L257 180L264 179V174L261 177H259L260 176V173L258 171H253ZM235 181H236V184H237L238 181L237 180H235ZM229 184H230L229 185L230 188L227 187L228 189L226 188V190L231 191V192H234L233 191V188L236 187V184H231V183H229ZM24 185H27V186L29 185L27 187L28 192L26 194H24V192L22 193L21 192L22 190L20 191L21 186H24ZM61 187L63 188V186H61ZM64 187H65V185H64ZM63 189H64L62 191V194L63 195H68V194L70 195L71 192H74L73 189H71L70 187H67V186H66V188H63ZM220 189L218 191H220ZM200 190H202V191H200ZM221 193H223V192H221ZM247 193H248V195L250 197L249 198V201H248V204L249 203H253L254 201L258 200V198L261 199L260 197L261 196H264V184L258 183L257 185H255L251 189H249ZM190 196H192V195H190ZM207 197L209 198V200L208 199L207 200H204ZM243 197H245V196H243ZM189 199H191V198H189ZM238 200H239V198H238ZM53 206L55 207V211L54 210H51V208ZM180 207H181V205H180ZM177 212H176V214H177ZM248 213L251 214L250 212H248ZM249 214H248V216H250ZM16 216L19 217V220L17 219ZM199 216H201V215H199ZM213 216L215 217V219L212 218V219H214L213 221H212V219H211V221L209 220L210 221V224L211 225L212 224H218V223L221 224V222H223L221 224V227L219 228V235L221 234L220 236L222 238H225V240H227L226 237H224V235H223V230H224L223 226L226 225V224H228V223H231V221L227 217L217 218L215 216V214ZM243 216H244V214H243ZM201 217H199L200 220H201ZM237 217H239V216H237ZM203 221L204 220H202L200 222H203ZM196 225H197V223H196ZM203 225H204V222H203ZM109 228H111V227H109V226H107V227L102 226L101 227L100 226V227H97L95 229V231L97 233V236L99 235L98 236L99 237V241L97 242V244H98L97 248L93 249L94 251L90 255L91 256V261H90L89 264H113V261L108 262V260L116 259L118 256L120 257V255L122 254V251L123 250L126 251L128 249V246L131 243L130 242V239H128V238L131 235L129 234V235H127V237H123V235H119L118 236L117 235L118 231L116 229H112L111 228V230H109ZM16 231L19 232L20 230H16ZM0 232H1V229H0ZM209 232H210V239L213 238L212 240H216V242H218V240L214 238L215 235L217 237V231L215 232L213 230H210ZM252 235H253V233L249 234L248 231H240V230H238V234L232 236V238L234 237V239H232V240L231 239H228V241L231 240L228 243H226L224 241V239L222 240V238L219 239L220 242H218V246H220V245H226V244H227V246L229 245V249L227 251H224L223 249H220L221 248L220 247L217 250L223 251L222 253L216 252L217 250L216 251L215 250L214 251H211L209 253H207V252L206 253H203L202 251L201 252L206 256V258H210V257H214V256L218 258L217 255H220V256H232L233 258L242 256V257H246L248 259H249V257L252 256L253 259H258L261 255H264V254L257 252L255 249H256L257 246H259L261 244H264V240H261L258 236L257 237H254V235L252 237ZM105 236L107 238H104ZM134 238H135V236H134ZM250 239L252 240L251 241L252 242V245L255 246L253 248V250L247 249V248L244 247V242L245 241H249L250 242ZM253 240H255L257 243L255 241H253ZM167 243H169V242H167ZM170 243H171V246L174 247L178 251V247H179L178 244L175 243V242H173V241L170 242ZM191 243H192V241H191ZM227 246H225L224 249L228 248ZM180 253L183 254L184 256H186L189 259L190 264H199L200 263L198 260L195 261L193 259V257L191 258V253L190 252L183 251V252H180ZM221 259H223V257ZM214 261L220 263V259H216ZM19 262H20V260H19ZM210 264H214V262H210ZM236 264H244V261H241L239 263L236 262Z\"/></svg>",
  "mask_w": 264,
  "mask_h": 264
},
{
  "label": "snow or ice",
  "instance_id": "3",
  "mask_svg": "<svg viewBox=\"0 0 264 264\" xmlns=\"http://www.w3.org/2000/svg\"><path fill=\"white\" fill-rule=\"evenodd\" d=\"M79 4V11L83 16L84 21L89 24L94 32L92 37H85L76 34V44L73 50V58L70 62V68L67 70V79L65 80H40L38 91H42L44 95L53 97L55 100L60 101L62 97L70 96V89L75 88L78 76L81 74V64L95 66L98 58L102 56L101 43L106 41L108 37L113 35V30L108 29L101 31V28L97 21L94 19L98 13H106V9L103 6H97L94 0H77ZM32 0H0V21L9 22L18 28H27L40 19L39 10L36 7L26 6L31 5ZM208 9H224L228 8L230 16L229 18L238 25L249 27L254 23V17L248 14L244 8L245 5L241 0H181L178 9L167 15V17L161 23L153 22L149 23L146 27L140 28L135 31H129L127 39L134 45L140 47L143 52H152L158 50L165 55H170L173 48L174 34L178 35L179 30L182 28L186 20V11L199 10L201 8ZM264 11V9H261ZM72 23H79V20L75 15L71 17ZM114 16L109 17L104 23L111 24ZM123 47V43L120 44ZM16 45L9 38L6 42L0 41V53L7 56L15 51ZM135 55V53L133 54ZM230 54H226L223 58H220L216 53L207 55V72L206 76H210L213 70L217 68H229L234 70L237 74L242 75L243 84L245 89V95L250 97L252 102L258 107V112L253 116V120L256 118H264V58H248L242 57L239 59H230ZM49 59L55 63V57L45 56L44 60ZM126 65L131 64V59L124 61ZM7 75V74H6ZM125 85L127 81H124ZM16 84L15 80H11L9 83V91L12 90V86ZM27 83L24 87L27 88ZM200 89L204 88L203 81L198 85ZM193 85H186L179 95L173 97V100H185L189 97L196 99L203 93L201 91H193ZM95 107V105H91ZM124 104H119L117 107H111L108 110L110 112H117L121 109H125ZM171 109L170 103L158 104L153 111L149 114V119L157 115V113H167ZM133 115L132 113H126ZM137 116V122L140 119H144L141 114H135ZM176 121L181 125L177 135L185 137L179 142L186 147L187 155L181 156L175 163L177 165L185 164L184 171H188L193 164L199 162L202 158L206 164H218L225 160L223 154L218 153L215 149L209 145L204 149H200L197 141L201 134L206 133L208 129L216 127L217 122L206 118L204 115L195 116L189 111L180 110V115L175 117ZM90 121L86 114L80 113L77 118L74 119V123L69 133V141H74L82 149H90L88 140L97 141L98 137L88 131V125ZM159 128H157V131ZM233 138L230 143L232 145L241 144V138L247 137L252 141L258 139L257 133L251 128L244 126L231 128ZM225 142H228V138L225 137ZM232 151L231 148L228 149ZM202 153V157H201ZM236 188H239V178H237ZM247 188L244 190L247 192L253 186L258 183H264V181H257L252 179L245 182ZM264 200V196L260 197ZM235 201H221L211 205L206 211L205 215L215 214L217 218L227 217L231 221L223 226V235L226 238L238 234L240 231H251L254 237H259L264 240V204L249 203L247 208L254 210L257 215L250 217L245 213L243 217H237L233 204ZM174 209L170 206L166 212V219L173 220L172 211ZM11 211V209H9ZM117 214L111 212L102 214L94 218V220H107L110 223H114L119 226L117 235L123 234V232L135 233L139 236L144 235V226L137 222V218L132 215L129 217L127 213L119 214L126 219L119 220L116 218ZM19 220V217H17ZM94 221H89L87 224L78 225L73 229V233L80 230L88 231ZM23 223V221H21ZM147 227L153 230L152 241L149 242L146 239H140L135 243L134 247L129 246L127 249V255H121L115 259V264H190L189 259L178 252L174 247L165 241L170 240L167 233L160 228L159 225L148 223ZM111 230V228H109ZM103 235V234H102ZM71 238V234L70 237ZM104 238H107L106 236ZM15 242L6 237L0 232V246L7 245L12 246ZM224 247V245H220ZM244 247L247 249L253 248L252 243L249 241L244 242ZM95 248L94 242L88 243V252L90 254ZM4 248H0V251ZM16 250V249H11ZM19 250L26 252L30 255H38L39 250L34 249L29 245H20ZM257 252L264 254V244H261L255 249ZM63 251V249H62ZM249 264H264V255H261L258 259L250 260Z\"/></svg>",
  "mask_w": 264,
  "mask_h": 264
}]
</instances>
